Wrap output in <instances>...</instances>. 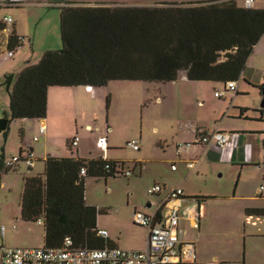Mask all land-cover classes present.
Masks as SVG:
<instances>
[{"label": "rangeland", "instance_id": "1", "mask_svg": "<svg viewBox=\"0 0 264 264\" xmlns=\"http://www.w3.org/2000/svg\"><path fill=\"white\" fill-rule=\"evenodd\" d=\"M211 1L220 0H22L18 5L0 7V20L7 15L13 19L12 23L6 24L3 35L14 32L22 37L21 45L12 50L11 55L7 48L0 49V118L9 120L6 135L0 133V157L5 161L19 156L20 149L26 151L28 148L34 154L32 167L19 160L14 167L1 172L0 225H4L6 231L4 237H0V242L7 247L43 246V225L37 221L23 220L20 215L24 177L43 174L47 154L69 156L71 151L66 141L77 135V150L81 156L102 155L109 160L123 161L125 170L134 168L133 173L126 176H109L106 179L85 177L86 202L106 210L98 216V224L124 241L131 237L138 239L145 227L133 222L134 210L152 214L161 200V195L148 193V189L155 184L165 185L166 192L180 187L191 194L185 200L188 204L178 212V227L183 235L198 232L185 219L190 210L197 209L199 202L205 203L207 216L201 219L198 244L207 254L217 249L234 260L235 264H244L245 222L246 227L252 229L264 224L261 218L250 220L243 211L244 206L251 203L264 204V190L256 199L257 189L264 186V161L249 163L246 152L241 158L236 154L230 158H205L200 167L196 165L193 172L188 174L187 161H179L175 153L176 144L190 142V138L195 140L190 128H179L182 122L212 131L219 122L224 121L222 117L227 112L238 116V110L229 108L230 93L220 98L214 96L215 91L223 89L222 82L191 81L180 77L166 82L112 80L106 85L92 87L91 91L82 85L55 86L53 89L58 92L50 95L46 114L48 135L39 134L41 120L10 118L9 96L2 85L6 74L17 75L25 66L38 62L45 50L62 48L60 6L53 5L55 2H70L76 6L103 3L199 4ZM260 43L264 45V35ZM259 60L264 63V51ZM183 74L181 72L180 75ZM262 80L264 82L263 76ZM242 94L239 93L237 99L241 101V106L248 108L247 114L253 116L254 110H258L255 108H261L260 90L257 88L249 90L245 96ZM157 98L160 100L157 101ZM231 115L228 116L233 117ZM233 119L225 121L229 126L242 124V120ZM34 136H38L39 140L34 141ZM100 138L106 140L105 151L96 146ZM133 139L140 141L139 151L127 145ZM72 152H76L75 146ZM187 160L196 161L193 157ZM173 161L176 162L177 171L171 170ZM252 163L259 165H249ZM180 181L184 183L178 184ZM147 204L151 206L147 207ZM167 208L164 207L163 211ZM260 243L263 242L249 237L246 245L255 250ZM259 252L261 254L257 259H264V250Z\"/></svg>", "mask_w": 264, "mask_h": 264}, {"label": "trees", "instance_id": "2", "mask_svg": "<svg viewBox=\"0 0 264 264\" xmlns=\"http://www.w3.org/2000/svg\"><path fill=\"white\" fill-rule=\"evenodd\" d=\"M69 3L60 6L62 48L45 50L38 62L3 78L12 120L44 119L51 86L92 88L112 80L166 82L177 80L181 72L191 81L222 82L224 86L229 80H239L264 35V8H246L241 0L154 5ZM1 22L0 29L4 28ZM21 43L22 37L13 32L7 49L12 51ZM257 88L261 93L264 82ZM8 123L7 119L4 135ZM66 145L72 153L70 139ZM262 145L264 149V135ZM82 167L86 174L81 176ZM11 168L4 167L1 156L0 175ZM133 169L126 170L132 174ZM118 175H127L123 161L102 155H48L43 174L24 177L21 218L41 220L45 247H60L65 237L71 238L74 248L111 246L107 238L98 235V216L106 210L86 202L85 177ZM246 212L264 215V208H247Z\"/></svg>", "mask_w": 264, "mask_h": 264}, {"label": "built area", "instance_id": "3", "mask_svg": "<svg viewBox=\"0 0 264 264\" xmlns=\"http://www.w3.org/2000/svg\"><path fill=\"white\" fill-rule=\"evenodd\" d=\"M241 2L246 8H264V0H241ZM20 3L19 0L0 1V7L13 6ZM12 21V17L8 15L2 19V22L5 24L12 23ZM8 54L11 55L12 52L8 50ZM86 87L88 91H91L92 88L90 86ZM237 87V81L229 80L224 84L223 89L215 91L214 95L219 98L223 97L227 92H236ZM180 125L190 128L195 132L197 137L196 142L202 143L204 150H207L210 146H215L220 150H228L231 156V153L236 148V143H234L229 132L219 129L208 132L187 122ZM45 129V125L41 124L39 126V134H44ZM33 140L38 141L39 137L34 136ZM78 142L79 137L77 135H74L70 139L72 146L78 145ZM193 144V142L178 143L176 145V155H181L182 151H189ZM127 145L133 150L140 149V141L137 139L129 141ZM96 146L101 151H105L107 149L106 140L103 138L98 139ZM19 160L25 161L28 167H32L34 160L32 149L28 148L26 151L22 149L19 156H12L11 159L5 160L4 167H14ZM186 163L190 169L196 167V161L194 160H189ZM171 168H176L175 162L172 163ZM125 173L130 174V171L125 170ZM85 174L86 169L82 167L80 175ZM163 188L160 184H155L152 188L148 189V193H155L161 191ZM262 190H264L263 185L258 188L257 194H260ZM182 193L180 187L170 189L167 199L160 203L159 209L166 207L168 199H177ZM178 212V206L172 207L164 217L157 214L149 215L136 210L133 212V222L145 227L147 230V244L144 249L129 250L117 246L74 248L70 237H65L60 247H7L0 242V264H221L215 258L207 261H196L194 247L191 244H187L184 256L178 250V246L183 240V232L178 227L180 220ZM196 218H199L198 214ZM38 222L41 223V220ZM192 226L197 228L198 221H195ZM5 231V226L0 225L1 238L4 237ZM97 232L99 236L107 238L108 233L106 229H98Z\"/></svg>", "mask_w": 264, "mask_h": 264}, {"label": "crops", "instance_id": "4", "mask_svg": "<svg viewBox=\"0 0 264 264\" xmlns=\"http://www.w3.org/2000/svg\"><path fill=\"white\" fill-rule=\"evenodd\" d=\"M72 3H74V2H72ZM30 4H32V3H30ZM64 4H66V2ZM64 4L59 3V2L53 3V5H58V6H62ZM75 4H77V2H75ZM103 4L105 5V4H112V3H103ZM190 4H192V3H190ZM90 5H95V4H90ZM4 7H7V6H4ZM1 21L2 20H0V22ZM2 25H4V28L0 29V32H1L0 49L1 48H7V39L9 36V35H3V32H5V29H6V24L2 23ZM263 51H264V45H262L260 43V40H259L258 43L253 48V51L250 54L249 58L247 59L245 67L241 73L239 80H237V82H238L237 91L236 92H227V93H230L229 94V99H230L229 108H234V110H238V116L234 117V116H236L235 113H233L231 115V114H228V112H227V114H225L222 117V120H224V121H222V123L219 122L218 125L215 127V129L212 130V131H215L216 129H219L221 131L229 132L233 138L234 143H236V148L231 153V156L234 157L236 154L239 158H241L243 152H246V160L249 163L255 162V161H260L261 159L262 160L264 159V149H263V145H262V140H263V135H264V111L260 112L259 109H261V108H255L258 110H254V111H256V112H254V115L249 116L247 114L246 110H243V111L240 110V108H246V107L241 106V104H240L241 101H239L237 98H238L239 93H243L241 96H245L249 93V90H253V89L257 90V86H259L263 83L262 76L264 77V63H263V61L260 62V60H259L260 54H262ZM180 77L185 78V74H183V76L179 75V78ZM209 82H213V81H209ZM242 84H244V85H242ZM68 87H74V86H68ZM53 88H55V86L49 87L48 91H47L46 114H47L48 108H49V99H50L49 97H50V95H54L58 92ZM223 97H225V96H223ZM156 100L159 101L160 99L157 98ZM246 109H248V108H246ZM228 115H231L233 117H230ZM227 119H233V120H239V121L242 120V124H240V125L235 124V125L229 126L225 121ZM36 120H41L39 125H41V124L46 125L45 124L46 123V116L44 119H36ZM182 123H184V122H182ZM187 123H189V122H187ZM191 124H193V123H191ZM193 125H195V124H193ZM45 128L46 129H45L44 134L48 135L47 127L45 126ZM179 128L184 129L181 125H179ZM189 130L191 132H193L195 135V140L190 138V142H193L194 144L191 146L189 151H182V152H184L183 155H182V152L180 153L181 155H179V156L176 155L177 157H179L178 158L179 161L181 160L182 162L185 163L186 161H188L187 160L188 157H190V158L193 157L196 159V165L200 167V165L202 164V162L205 158L217 159L220 157L221 158L222 157H225V158L231 157L230 152L228 150H220L215 146H210L209 148H207V150H204L203 144L200 142H196L197 137H196L195 132L192 129H189ZM206 131L212 132V131H209L208 129H206ZM77 146L78 145L75 146L76 152L74 154H73V152L70 153L71 155L81 156L79 154V151L77 150ZM139 150H137V151H139ZM237 152H239V153H237ZM175 153H176V150H175ZM48 155H51V154H47V156ZM52 156H56V155H52ZM81 157H83V156H81ZM92 157H95V156H89L86 158H92ZM83 158H85V157H83ZM173 162H175V161H173ZM172 163H171V165H172ZM175 164H176V162H175ZM249 165H257L258 166L259 164H253L252 163ZM171 170L177 171L178 167H176L175 169L171 168ZM193 170L194 169L189 168L188 174L192 173ZM180 183L183 184L184 181L178 182V184H180ZM161 186H163L164 188L161 191L157 192L159 195H161L160 196L161 200L159 201V203L157 204V206L153 210L152 214H149V215L159 213V215H161V217H164L165 215H167L169 213V211L171 210L172 207L178 206V208L180 209L183 205L185 206V204H188L187 202H185V200L187 198H189L191 194L184 192V190L182 189L183 193L177 199H168L166 201V207H168L166 210L163 211V209H159L160 203L162 201H165V199H167L168 192H169V190H168V192H166L165 185H161ZM175 188H178V187H175ZM172 189H174V188H172ZM260 194L256 195V199L258 196H260ZM251 199L254 201L253 198H251ZM150 206H151V204H147V207H150ZM247 208L248 209L249 208H264V204L261 205V204L251 203L248 206L247 205L244 206V210H243L244 214L248 215L250 220H251V218H255V219L261 218L260 219L261 221L264 220V215H260V214L256 215V213H247L246 212ZM206 213H207L206 204L205 203L201 204V202L198 203L196 210L192 209L189 211V213H188L189 216H187L188 219L186 218L185 220L190 222L191 226L193 225V223L195 221H198V227H197L198 232H195L193 234L188 232V234L183 235V240L179 244L178 250H180V252L184 256L185 255V248H186L187 244H191L194 247L195 260L196 261H207V260L215 258V259L219 260L221 262V264H235L236 262L234 260H231L228 256H226L225 253L220 252L219 250L216 249V250L210 252V254H207L203 251L202 246H200L198 244L200 241V235H201V230H200L201 229V226H200L201 225V219H203L204 216H207ZM197 214H198L199 218H196ZM97 227L99 229H106L105 226H102V224H98V223H97ZM244 227H245L244 233H243L244 243H245L244 264H264V259H257V258H259L260 254H261L259 252V250H261V249H262V251L264 250V224L261 227H255L252 229V227L247 228L246 222H245ZM106 230L108 233L107 239L111 243V246H117L119 248L129 249V250H140V249H144L146 247V244H147V230H146V228H145V230L144 229L141 230L140 238L135 239L134 237H131V238H129L130 240H128V241H124V239L122 237L116 236L114 233L111 232L110 229H106ZM196 233H198V234H196ZM249 237L255 238L257 241L263 242V243H260L261 245L257 249L252 250L249 248L248 244L246 245V242H247ZM255 251L257 253H254Z\"/></svg>", "mask_w": 264, "mask_h": 264}, {"label": "water", "instance_id": "5", "mask_svg": "<svg viewBox=\"0 0 264 264\" xmlns=\"http://www.w3.org/2000/svg\"><path fill=\"white\" fill-rule=\"evenodd\" d=\"M262 98L260 101V107L264 108V90L261 92ZM7 125V119L6 118H0V133L3 132Z\"/></svg>", "mask_w": 264, "mask_h": 264}]
</instances>
